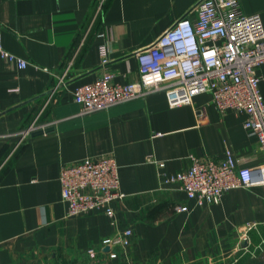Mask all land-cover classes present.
Listing matches in <instances>:
<instances>
[{
  "label": "crops",
  "instance_id": "1",
  "mask_svg": "<svg viewBox=\"0 0 264 264\" xmlns=\"http://www.w3.org/2000/svg\"><path fill=\"white\" fill-rule=\"evenodd\" d=\"M197 1L106 0L98 14V0H0L4 46L28 61L20 68L0 58V264H264V186L200 205L167 180L192 154L221 160L231 149L240 166L264 164L244 114L218 109L210 93L171 106L158 91L88 114L74 98L106 72L118 83L138 81L137 52ZM241 9L264 23V0H241ZM258 74L264 99V64ZM34 121L47 130L21 139ZM100 155L119 167L124 196L113 203L114 218L102 210L69 216L63 164ZM249 222L257 224L246 231ZM124 228L133 243L112 259L103 241Z\"/></svg>",
  "mask_w": 264,
  "mask_h": 264
},
{
  "label": "built area",
  "instance_id": "2",
  "mask_svg": "<svg viewBox=\"0 0 264 264\" xmlns=\"http://www.w3.org/2000/svg\"><path fill=\"white\" fill-rule=\"evenodd\" d=\"M105 1L98 0L96 13L102 12ZM89 29L69 65L84 44ZM109 53L108 45H103V63L109 61ZM137 57L138 81L118 83L112 72H106L95 81L78 86L74 98L80 105L79 113L108 109L158 91L166 93L171 106L192 104L196 95L210 93L218 109L232 108L245 115L244 127L257 137L264 152V99L258 74L264 64V23L260 14L243 12L241 0H199L189 14L177 19L153 43L140 49ZM0 58L20 68L28 65L26 59L5 48L1 29ZM47 127L46 123L34 121L19 135L24 139L39 130L45 132ZM147 159L155 161L152 155ZM190 161L186 169L167 180L180 183L188 197L200 205L219 203L234 188L264 186V164L240 166L231 149L226 150V157L221 160L192 154ZM59 180L69 216L102 210L114 218L113 203L124 196L113 155L65 163ZM177 209L186 207L179 205ZM256 224L247 223L245 230L255 228ZM132 237V228L120 229L103 241L102 249L109 247L110 258H117L119 250L132 245Z\"/></svg>",
  "mask_w": 264,
  "mask_h": 264
},
{
  "label": "water",
  "instance_id": "3",
  "mask_svg": "<svg viewBox=\"0 0 264 264\" xmlns=\"http://www.w3.org/2000/svg\"><path fill=\"white\" fill-rule=\"evenodd\" d=\"M41 133H42V131L39 130V131L35 132L34 134L36 135V134H41ZM106 250H109V247H107Z\"/></svg>",
  "mask_w": 264,
  "mask_h": 264
},
{
  "label": "rangeland",
  "instance_id": "4",
  "mask_svg": "<svg viewBox=\"0 0 264 264\" xmlns=\"http://www.w3.org/2000/svg\"><path fill=\"white\" fill-rule=\"evenodd\" d=\"M103 261V260H102ZM102 261H97V263L96 264H106V262L105 263H102ZM78 264V263H77ZM88 264H90V263H88ZM92 264V263H91Z\"/></svg>",
  "mask_w": 264,
  "mask_h": 264
}]
</instances>
